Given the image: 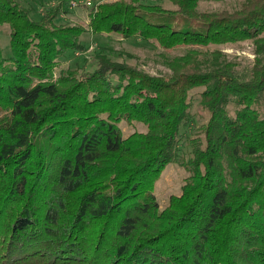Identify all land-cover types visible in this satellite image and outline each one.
Here are the masks:
<instances>
[{
	"label": "trees",
	"instance_id": "obj_1",
	"mask_svg": "<svg viewBox=\"0 0 264 264\" xmlns=\"http://www.w3.org/2000/svg\"><path fill=\"white\" fill-rule=\"evenodd\" d=\"M167 1L97 3L85 30L55 22L61 4L37 21L0 0L11 52L0 48V264H264V0L220 12ZM86 31L187 50L165 76L100 55L55 78ZM244 41L255 54L245 78L199 50ZM197 89L208 119L179 163L180 194L160 208L155 186ZM120 123L145 132L124 137Z\"/></svg>",
	"mask_w": 264,
	"mask_h": 264
},
{
	"label": "rangeland",
	"instance_id": "obj_2",
	"mask_svg": "<svg viewBox=\"0 0 264 264\" xmlns=\"http://www.w3.org/2000/svg\"><path fill=\"white\" fill-rule=\"evenodd\" d=\"M18 3L31 10L33 20H40L42 14L61 4L60 14L55 20L57 24L76 25L87 30L89 21V9L97 3L111 2L114 0H89L90 6L84 5L87 0H17ZM144 4H159L165 8H172L167 0H141ZM241 0H198V10L201 12L233 11L240 7ZM84 47L79 52L67 51L58 61L59 65L54 72V77L66 71H76L84 74L92 71L96 66V58L100 55L107 58L136 67L154 76H165L169 74L166 61L182 56L187 48L177 47L165 50L155 42L144 41L140 38L123 39L116 34L94 35L86 31L80 38ZM0 48L2 56H11L9 48V30L7 26L0 25ZM199 50L213 60V53H220L227 60L236 63V73L240 77H247L253 65L255 54L250 41L220 46H209ZM115 82V80H114ZM201 89L190 93L189 119L180 128L179 142L177 146V160L169 164L163 171L155 186V197L160 208H164L170 195H179L187 173L179 165L181 161L187 160L191 155L190 140L197 135L201 127L208 119V113L200 105L199 93ZM264 118V104L257 107ZM228 113L233 115L236 108L233 102L227 106ZM124 137L137 132H145L141 124L120 123Z\"/></svg>",
	"mask_w": 264,
	"mask_h": 264
},
{
	"label": "built area",
	"instance_id": "obj_3",
	"mask_svg": "<svg viewBox=\"0 0 264 264\" xmlns=\"http://www.w3.org/2000/svg\"><path fill=\"white\" fill-rule=\"evenodd\" d=\"M84 5L90 6L91 2L89 0H87L86 2H84Z\"/></svg>",
	"mask_w": 264,
	"mask_h": 264
}]
</instances>
